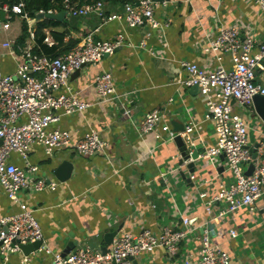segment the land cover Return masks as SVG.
<instances>
[{
	"label": "crops",
	"instance_id": "crops-1",
	"mask_svg": "<svg viewBox=\"0 0 264 264\" xmlns=\"http://www.w3.org/2000/svg\"><path fill=\"white\" fill-rule=\"evenodd\" d=\"M155 1L154 17L161 28L127 27L118 20L99 25L95 16L72 17L53 9L58 26L44 27L40 34L43 38L34 40V49L44 55L53 56L52 48L61 46L51 31L62 35L65 51L92 31L98 39L123 33L131 45L122 46L73 74L69 79L71 90L90 106L81 113L62 114L51 125L69 130L73 142L88 129H95L107 142V148L90 156L79 155L72 147L58 148L48 155L43 147L32 145L28 160L36 170L28 177L45 178L57 185L38 192L22 191L19 202L32 210L41 226L43 244L53 252L61 253L69 242L100 249L105 246V234L113 230L137 234L148 228L158 232L164 226L176 228L185 217L191 227L208 224L211 242L229 254L231 264H264V194L255 201L254 210L242 207L217 216L220 209L226 208L225 202L220 201L207 212L206 202L216 193L219 183L229 185L234 181L231 173L224 170V159L218 157L213 164L200 161L193 172L194 181L174 179L169 169L171 157L178 156L177 148L172 140L163 141L166 132L161 129L167 125L172 130L174 122L177 128H184L193 120L197 123L193 138L198 147L207 149L213 145L214 126L204 118L205 105L199 89L175 82L185 74L180 64L194 62L207 71L230 67L227 55L219 60L204 51L208 40L221 27H237L243 37L264 40V13L254 0ZM121 6L105 2L107 12L120 11ZM36 15H29L34 19L31 24L35 36L37 25L45 16ZM21 21L26 24L15 17L6 32L0 31V69L5 73L15 70V60L2 44L21 35ZM46 36L53 44L44 42ZM140 40H145V48L134 46ZM45 47L50 50L46 52ZM102 72L111 73L115 88V97L108 101H101L94 85L95 76ZM151 111L161 113L159 125L142 134L141 122ZM240 112L254 121V135L249 134V141L255 142L261 122L244 110ZM64 159L71 161L74 169L68 180L60 182L52 169ZM10 162L23 165L16 154H11ZM200 192L206 193L205 197H200ZM15 208L0 187V217L13 213ZM231 229L237 232L234 238L230 236ZM200 233L197 229L186 234L175 255L156 248L141 253L133 264H197ZM21 257L19 252L10 254L7 260L0 255V264H20ZM31 264H52V256L41 252L32 256Z\"/></svg>",
	"mask_w": 264,
	"mask_h": 264
},
{
	"label": "built area",
	"instance_id": "built-area-1",
	"mask_svg": "<svg viewBox=\"0 0 264 264\" xmlns=\"http://www.w3.org/2000/svg\"><path fill=\"white\" fill-rule=\"evenodd\" d=\"M105 2L107 0H62V11L72 17L95 16L99 25L118 20L127 27L161 28V23L154 17L155 0H130L116 12H107ZM254 2L264 13V0ZM24 8L23 0L13 3L2 0L0 5V16L3 17L0 18V31L6 32L16 17L25 20L28 33L24 43L17 38L2 44L7 54L15 60V70L5 73L0 69V187L7 198L19 207V212L0 217L2 260L19 252L22 255L20 264H31L32 256L43 252L52 256V264H133L141 253L156 248L164 249L170 256L175 255L184 236L199 229L197 264H231L229 254L211 242L208 224L191 227L185 217L176 224V228L164 226L158 232L143 228L137 234L118 232L105 252L84 244L62 255L53 252L42 242L29 254L22 253L20 246L42 239V230L32 210L19 202V194L27 190L38 192L57 185L45 178L28 177L36 170V166L28 160L31 146H41L47 154L58 148L72 147L82 156L94 155L107 148V142L95 129H88L73 142L69 130L51 128V125L62 114L81 113L90 106L89 102L82 101L71 90L70 77L85 65L97 63L103 56L131 45L123 33H117L111 39H98L92 31L61 54L47 56L35 52L36 37L31 24L34 19L29 18ZM54 12L53 9H39L36 14ZM148 35L149 32H146L145 36ZM44 42L53 44L49 36L44 37ZM134 46L145 48V40H140ZM204 51L213 53L219 60L227 55L230 67L219 66L207 71L194 62L182 61L180 65L185 74L177 77L175 82L184 87L197 86L205 105L204 118L214 126V143L199 158L202 162L207 160L213 164L223 154L226 166L223 169L230 172L234 180L229 185L222 181L219 183L216 193L206 202V210L209 212L211 206L220 201L225 202L226 208L220 209L217 216H225L242 207L254 210L255 201L264 194V127L258 131L253 156L251 147L255 142L249 141V125L240 111L255 114L253 97L264 96V40L254 36L243 37L237 27H221L208 40ZM94 85L101 101L115 97L110 72L97 74ZM160 115L159 111L145 114L140 126L142 134L156 129ZM196 126V122L189 120L182 131L174 132L163 125L161 129L166 132L163 141H171L176 135L193 137ZM11 154H16L23 165L10 162ZM249 165H252V169L246 174ZM189 179L195 180L194 173L189 175ZM205 195L204 192L199 193L200 197ZM236 235L235 229H231L230 236L234 238Z\"/></svg>",
	"mask_w": 264,
	"mask_h": 264
},
{
	"label": "water",
	"instance_id": "water-1",
	"mask_svg": "<svg viewBox=\"0 0 264 264\" xmlns=\"http://www.w3.org/2000/svg\"><path fill=\"white\" fill-rule=\"evenodd\" d=\"M160 1V0H158ZM43 14L39 13L36 15L38 18H43ZM191 88H197V86H191ZM253 108L254 112L259 118L258 120L261 122L262 127H264V96L263 95H255L253 97ZM172 131L174 132H180L184 128L176 127V122L173 123ZM185 127V126H184ZM172 141L175 143L177 148V155L176 157H171L173 160L171 163V167L169 170H171L172 177L175 178H182L186 182H188L189 176H186V173L188 172V175L192 174L195 170V166H197L201 160L199 156L201 154L205 153V149L202 147H198L199 144L195 142V139L191 136L181 137L180 135H176ZM257 142L254 143V145L251 147V151L254 153V148L256 147ZM220 158L224 159V155L221 154L219 156ZM186 161V162H185ZM185 162V163H184ZM74 169V164L69 160H62L55 168L52 169V174L55 177L57 181L65 182L68 180L72 174V171ZM252 169V165H249L247 170L245 171L246 174H249ZM51 181V180H47ZM119 229L113 230L111 232H108L104 236L105 240V246H101L100 249L102 252H105L107 250V246L109 245L113 239V237L117 234ZM43 242V238L40 240H37L33 243H27L21 245V251L24 255L29 254L31 251L37 249ZM77 242H69L66 244L65 248L62 250L61 254L65 255L68 253L74 246H76Z\"/></svg>",
	"mask_w": 264,
	"mask_h": 264
},
{
	"label": "trees",
	"instance_id": "trees-1",
	"mask_svg": "<svg viewBox=\"0 0 264 264\" xmlns=\"http://www.w3.org/2000/svg\"><path fill=\"white\" fill-rule=\"evenodd\" d=\"M15 1L18 0H9L10 3H13ZM25 2V12L30 15V17L34 16L36 14V12L39 9H44V10H48V9H56L57 12H61L62 11V0H23ZM85 1H94V0H85ZM111 3H118V4H124L125 2H128L130 0H107ZM2 3V0H0V5ZM1 13V11H0ZM56 14H45L44 19L42 21L39 22V24L37 25V29H36V38H38L39 40H41L43 37L40 35L43 28L44 27H55L58 26V17L55 16ZM21 26H22V32L21 35L18 37V41L24 43L25 39L28 36L27 33V27L26 24L23 23L21 21ZM51 34L54 36V38L56 39V41L58 42V45H61L59 47V49L57 48L58 46H55L52 48V55H58L61 52L65 51L66 47L62 46L63 43V37L62 35H59L58 32H54L51 31ZM39 35V36H38ZM46 48V52L48 49ZM58 49V50H57ZM35 52H39V50L34 49Z\"/></svg>",
	"mask_w": 264,
	"mask_h": 264
},
{
	"label": "rangeland",
	"instance_id": "rangeland-1",
	"mask_svg": "<svg viewBox=\"0 0 264 264\" xmlns=\"http://www.w3.org/2000/svg\"><path fill=\"white\" fill-rule=\"evenodd\" d=\"M19 20H21V19H19ZM258 118L257 117V115L256 114H252V118ZM259 119V118H258ZM247 123H248V125H249V133H248V136H249V134H252V135H254V130H253V126H254V121L252 120V121H249V120H247ZM164 151H168V150H164ZM47 154V153H46ZM51 154V153H50ZM50 154H48V155H50ZM48 158V156L46 155V159ZM205 163L207 162V161H204ZM3 194H4V196L7 198V196L5 195V193H4V191H3ZM8 199V198H7ZM9 200V202H10V204L12 205V206H15L16 208L14 209V213H17V212H19L18 211V209H17V204L15 203V202H13L12 200H10V199H8ZM34 216V215H33ZM35 217V216H34ZM36 220H37V218H35Z\"/></svg>",
	"mask_w": 264,
	"mask_h": 264
}]
</instances>
